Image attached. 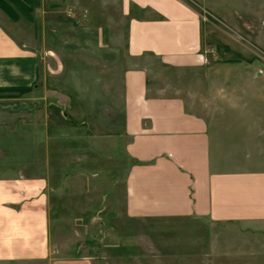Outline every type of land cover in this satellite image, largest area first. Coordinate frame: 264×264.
Here are the masks:
<instances>
[{"label":"crops","instance_id":"0c3cea01","mask_svg":"<svg viewBox=\"0 0 264 264\" xmlns=\"http://www.w3.org/2000/svg\"><path fill=\"white\" fill-rule=\"evenodd\" d=\"M96 1L0 0V77H13L21 57L29 82L35 79L33 36L39 32L44 49L45 29L65 25L64 13L72 12L71 22L80 26L117 29L119 35L109 40L124 44V154L131 162L123 220L135 223L136 237H151L159 255L153 260L213 264L203 254V233L208 235L203 221L212 229L231 226L251 237L264 234V68H252L248 61V67L233 70L231 79L216 69L214 83H203L199 101L187 99L179 88L168 95L173 85L159 78L161 69L209 72L197 12L181 0H100L108 7L102 6V23L97 24ZM17 22L24 26L22 47L6 30ZM6 83L0 79V92ZM208 91L214 98L204 95ZM10 101L0 100V108L10 107ZM46 187V181L31 178L0 180V260L46 254ZM242 245L231 248L240 252ZM121 247L133 248L127 243ZM225 250L215 246L211 252ZM129 256L106 255L101 264H139L138 257Z\"/></svg>","mask_w":264,"mask_h":264},{"label":"rangeland","instance_id":"374dc122","mask_svg":"<svg viewBox=\"0 0 264 264\" xmlns=\"http://www.w3.org/2000/svg\"><path fill=\"white\" fill-rule=\"evenodd\" d=\"M99 1L92 7L97 24L105 11ZM181 1L200 16L209 72L161 69L159 78L173 85L168 95L179 88L187 99L199 101L203 83H214L216 69L231 79L233 70L248 67V61L252 68H264V0ZM63 15L65 25L45 29L44 49L39 32L33 36L35 79L29 82L21 57L13 77H0L8 84L0 100H13L10 107L0 108V180L46 181L48 199L46 254L7 258L0 264H101L106 255L126 254L138 257L139 264H173L153 260L159 255L151 237H136L135 223L123 220L124 181L131 165L124 154L125 50L124 44L111 45L109 40L119 32L80 26L71 22L72 12ZM6 30L22 47V22ZM55 38L59 43H50ZM236 61L240 65L233 66ZM214 94L204 93L208 99ZM203 224L208 231L206 237L203 233V254L215 260L213 264H264V234L251 237L235 227ZM137 238L142 243L137 244ZM126 243L133 248H122ZM241 243L240 252L231 248ZM137 245L142 246L136 250ZM223 245L225 251L211 252ZM92 258L101 261L88 262Z\"/></svg>","mask_w":264,"mask_h":264}]
</instances>
